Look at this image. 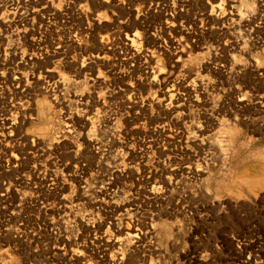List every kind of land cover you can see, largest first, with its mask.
I'll list each match as a JSON object with an SVG mask.
<instances>
[{"label":"rangeland","instance_id":"rangeland-1","mask_svg":"<svg viewBox=\"0 0 264 264\" xmlns=\"http://www.w3.org/2000/svg\"><path fill=\"white\" fill-rule=\"evenodd\" d=\"M0 264H264V0H0Z\"/></svg>","mask_w":264,"mask_h":264},{"label":"bare ground","instance_id":"bare-ground-1","mask_svg":"<svg viewBox=\"0 0 264 264\" xmlns=\"http://www.w3.org/2000/svg\"><path fill=\"white\" fill-rule=\"evenodd\" d=\"M218 6H220V5H218ZM218 6H217V7H218ZM219 9H221V8H219Z\"/></svg>","mask_w":264,"mask_h":264}]
</instances>
